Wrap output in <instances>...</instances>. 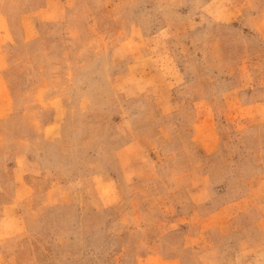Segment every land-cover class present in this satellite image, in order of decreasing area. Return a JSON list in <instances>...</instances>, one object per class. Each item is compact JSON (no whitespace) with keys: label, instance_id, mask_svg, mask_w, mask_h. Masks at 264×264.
Wrapping results in <instances>:
<instances>
[{"label":"rangeland","instance_id":"obj_1","mask_svg":"<svg viewBox=\"0 0 264 264\" xmlns=\"http://www.w3.org/2000/svg\"><path fill=\"white\" fill-rule=\"evenodd\" d=\"M0 264H264V0H0Z\"/></svg>","mask_w":264,"mask_h":264}]
</instances>
